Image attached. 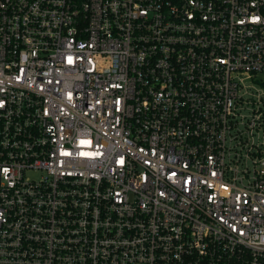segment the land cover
Here are the masks:
<instances>
[{"label":"built area","instance_id":"1","mask_svg":"<svg viewBox=\"0 0 264 264\" xmlns=\"http://www.w3.org/2000/svg\"><path fill=\"white\" fill-rule=\"evenodd\" d=\"M0 264H264V0H0Z\"/></svg>","mask_w":264,"mask_h":264}]
</instances>
